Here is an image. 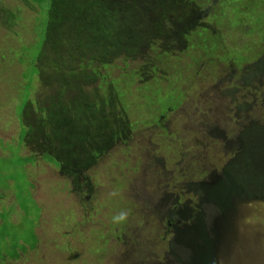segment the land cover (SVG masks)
Here are the masks:
<instances>
[{
  "label": "rangeland",
  "instance_id": "rangeland-1",
  "mask_svg": "<svg viewBox=\"0 0 264 264\" xmlns=\"http://www.w3.org/2000/svg\"><path fill=\"white\" fill-rule=\"evenodd\" d=\"M262 56L264 0H0V264H264Z\"/></svg>",
  "mask_w": 264,
  "mask_h": 264
},
{
  "label": "trees",
  "instance_id": "trees-1",
  "mask_svg": "<svg viewBox=\"0 0 264 264\" xmlns=\"http://www.w3.org/2000/svg\"><path fill=\"white\" fill-rule=\"evenodd\" d=\"M258 62V63H257ZM256 62V64H260L261 66H263L264 67V56H262L258 61ZM253 77H255V73H253L251 76H250V78L252 79ZM256 77H257V74H256ZM252 80H254V79H252ZM256 126V125H255ZM257 128H260V129H262V128H264V125L263 126H256ZM255 127V128H256ZM253 128V126H248L245 130L243 129V132H242V134H240L241 135V137H240V139L237 141V144H236V147H238V145H239V143L240 142H242V140L244 139V138H246L247 136L246 135H250V134H252V129ZM32 129H34V128H32ZM31 128H30V132L32 133V134H34L33 133V130H32ZM26 132L27 131H24V135H22V137H23V139L27 136L26 135ZM32 134H29V135H32ZM18 151H19V149H18ZM18 154H19V152H18ZM9 157H10V155H9ZM241 156H236L235 157V159H234V161H231L230 163H229V165L226 167V169H225V171L228 169V168H230L231 167V165L230 164H234V162H236L239 158H240ZM5 158V157H4ZM4 158H0V159H4ZM44 158H45V160H47V161H49V162H51V163H54V159L55 158H53V156L52 155H44ZM21 159H22V163H21V165H19V167H24L25 165H27V164H29V163H34V160H35V157L34 156H30V157H25V156H22L21 157ZM59 164H61V163H59ZM235 166V165H234ZM222 175H224V174H222ZM254 181V180H253ZM253 181H252V183L251 184H253ZM203 184H205L203 181H201V182H198L197 184H195V186L196 187H194V189L195 188H197V187H199V186H201V185H203ZM33 187H34V185L33 184H31ZM32 187V188H33ZM198 197H199V195H198ZM21 200L23 201V198L21 197ZM203 202H202V200L200 199V205L199 206H201V204H202ZM23 209H25V211L27 212V210L28 209H26V206H24L23 207ZM0 219L1 220H4L5 222H6V220H7V217L5 218L2 214H0ZM6 236V234H2V235H0V260L1 261H4V262H6V261H13L12 259H15L17 256L19 257L20 256V254L18 253V251H20L21 250V252L22 253H25V252H27V246H25V245H22V243H21V245L19 244V241H16V242H14V241H12V243L13 244H11V251L9 250V248H7L8 247V242H7V239H9L8 238V236L7 237H5ZM3 246V247H2ZM23 246V248H21ZM29 246L32 248V250H34L35 248H36V246H32L31 244H29ZM3 248V252H2V248ZM5 253V254H4ZM4 254V255H3ZM177 257H178V259L180 260V261H183L184 262V257H180V256H178L177 255ZM1 261H0V263H1Z\"/></svg>",
  "mask_w": 264,
  "mask_h": 264
},
{
  "label": "clouds",
  "instance_id": "clouds-1",
  "mask_svg": "<svg viewBox=\"0 0 264 264\" xmlns=\"http://www.w3.org/2000/svg\"><path fill=\"white\" fill-rule=\"evenodd\" d=\"M113 195H118L117 192H114ZM131 215V209L129 208H122L116 214L111 216V223L114 226H121L128 222L129 217Z\"/></svg>",
  "mask_w": 264,
  "mask_h": 264
},
{
  "label": "crops",
  "instance_id": "crops-1",
  "mask_svg": "<svg viewBox=\"0 0 264 264\" xmlns=\"http://www.w3.org/2000/svg\"><path fill=\"white\" fill-rule=\"evenodd\" d=\"M14 183H12L11 185H13ZM13 195V196H12ZM12 195H10L9 196V198H7V199H11V198H13V197H15L16 199H17V196L15 195V193L12 191ZM32 195H33V189H32ZM1 199H3L1 196H0V200ZM14 203H15V201H11V202H9L8 203V207L9 208H12L13 206H14ZM17 205V206H16ZM15 208H19L20 209V205H18V204H15ZM12 220H15L16 222H17V218L14 216V214H12ZM4 224H8L7 223V221L5 222L4 220H0V226H3ZM27 246V252L28 251H34V250H32V248L29 246V245H26ZM26 253V252H25ZM20 255H22V252H21V250H20ZM17 258V257H16Z\"/></svg>",
  "mask_w": 264,
  "mask_h": 264
},
{
  "label": "flooded vegetation",
  "instance_id": "flooded-vegetation-1",
  "mask_svg": "<svg viewBox=\"0 0 264 264\" xmlns=\"http://www.w3.org/2000/svg\"><path fill=\"white\" fill-rule=\"evenodd\" d=\"M166 222H167V224H168V226H174L175 227V231H176V229H177V224H176V226H175V224H172L171 223V221L170 220H166ZM18 253L20 254V251H18ZM20 257V256H19ZM18 256H17V258H15V259H12V260H16V259H18L19 258ZM209 261H206V262H203V263H208Z\"/></svg>",
  "mask_w": 264,
  "mask_h": 264
}]
</instances>
